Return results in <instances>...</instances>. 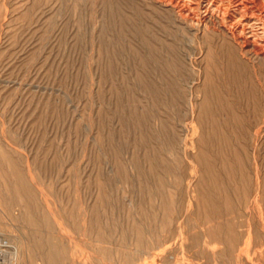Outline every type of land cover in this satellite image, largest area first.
Masks as SVG:
<instances>
[{"label": "rangeland", "instance_id": "374dc122", "mask_svg": "<svg viewBox=\"0 0 264 264\" xmlns=\"http://www.w3.org/2000/svg\"><path fill=\"white\" fill-rule=\"evenodd\" d=\"M64 1L0 0L8 263L264 264V64L146 0Z\"/></svg>", "mask_w": 264, "mask_h": 264}, {"label": "bare ground", "instance_id": "6f19581e", "mask_svg": "<svg viewBox=\"0 0 264 264\" xmlns=\"http://www.w3.org/2000/svg\"><path fill=\"white\" fill-rule=\"evenodd\" d=\"M140 2L143 3L144 1L142 0ZM147 2L153 5V7L156 6L162 9V11L165 10L171 13L177 23L183 25L184 27L194 29L195 32L201 30V28L210 29L216 32L224 38V40L226 39L229 44L234 47V49H236V55L238 54L242 60L249 62L257 61L264 64V0H146V3ZM32 6L34 7V4H32ZM41 11L42 10H40V12ZM166 15H168V13ZM173 20L174 19H172V21ZM220 76L221 75H219V77ZM209 79L211 78H208V80ZM217 82H219V79ZM206 85L208 84L206 83ZM57 251L58 246L52 244L48 255V264H54L53 256Z\"/></svg>", "mask_w": 264, "mask_h": 264}, {"label": "built area", "instance_id": "2783aa9c", "mask_svg": "<svg viewBox=\"0 0 264 264\" xmlns=\"http://www.w3.org/2000/svg\"><path fill=\"white\" fill-rule=\"evenodd\" d=\"M9 252L3 242L0 241V264H9Z\"/></svg>", "mask_w": 264, "mask_h": 264}]
</instances>
